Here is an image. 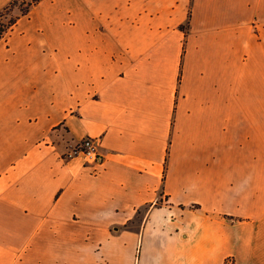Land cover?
Here are the masks:
<instances>
[{
    "label": "crops",
    "instance_id": "0c3cea01",
    "mask_svg": "<svg viewBox=\"0 0 264 264\" xmlns=\"http://www.w3.org/2000/svg\"><path fill=\"white\" fill-rule=\"evenodd\" d=\"M85 138L101 164L67 157ZM0 264H264V0L21 16L0 40Z\"/></svg>",
    "mask_w": 264,
    "mask_h": 264
},
{
    "label": "trees",
    "instance_id": "16d2710c",
    "mask_svg": "<svg viewBox=\"0 0 264 264\" xmlns=\"http://www.w3.org/2000/svg\"><path fill=\"white\" fill-rule=\"evenodd\" d=\"M41 0H13L8 6L0 10V40L4 38L16 24L21 16H25L30 8L36 5ZM19 7V14L11 16L7 22H4V18L8 12H10L14 7ZM188 24L184 28H187ZM183 28V27H180Z\"/></svg>",
    "mask_w": 264,
    "mask_h": 264
},
{
    "label": "built area",
    "instance_id": "2783aa9c",
    "mask_svg": "<svg viewBox=\"0 0 264 264\" xmlns=\"http://www.w3.org/2000/svg\"><path fill=\"white\" fill-rule=\"evenodd\" d=\"M94 145V139L85 138L73 150L67 153V157H72L76 154H83L88 159H92L95 163L101 164L103 161V157L96 153Z\"/></svg>",
    "mask_w": 264,
    "mask_h": 264
},
{
    "label": "rangeland",
    "instance_id": "374dc122",
    "mask_svg": "<svg viewBox=\"0 0 264 264\" xmlns=\"http://www.w3.org/2000/svg\"><path fill=\"white\" fill-rule=\"evenodd\" d=\"M19 14V7H14L10 12H8L4 18V22H7L11 16H15ZM162 201V200H161ZM137 222V221H136Z\"/></svg>",
    "mask_w": 264,
    "mask_h": 264
}]
</instances>
